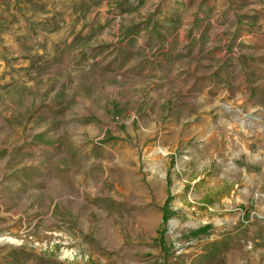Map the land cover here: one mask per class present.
I'll return each mask as SVG.
<instances>
[{"label": "rangeland", "instance_id": "374dc122", "mask_svg": "<svg viewBox=\"0 0 264 264\" xmlns=\"http://www.w3.org/2000/svg\"><path fill=\"white\" fill-rule=\"evenodd\" d=\"M0 264H264V0H0Z\"/></svg>", "mask_w": 264, "mask_h": 264}, {"label": "bare ground", "instance_id": "6f19581e", "mask_svg": "<svg viewBox=\"0 0 264 264\" xmlns=\"http://www.w3.org/2000/svg\"><path fill=\"white\" fill-rule=\"evenodd\" d=\"M8 241H13V239H9Z\"/></svg>", "mask_w": 264, "mask_h": 264}]
</instances>
